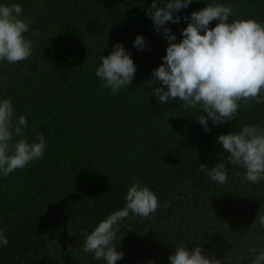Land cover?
I'll list each match as a JSON object with an SVG mask.
<instances>
[{
    "label": "trees",
    "instance_id": "obj_1",
    "mask_svg": "<svg viewBox=\"0 0 264 264\" xmlns=\"http://www.w3.org/2000/svg\"><path fill=\"white\" fill-rule=\"evenodd\" d=\"M24 28L0 42V264H59L51 236L176 231L221 173L264 171V0H43Z\"/></svg>",
    "mask_w": 264,
    "mask_h": 264
},
{
    "label": "rangeland",
    "instance_id": "obj_2",
    "mask_svg": "<svg viewBox=\"0 0 264 264\" xmlns=\"http://www.w3.org/2000/svg\"><path fill=\"white\" fill-rule=\"evenodd\" d=\"M42 1L31 0L30 7L12 16L0 14V42L12 44V36L17 34L23 43L25 38L19 33L23 34L29 22V10L39 9ZM26 46L19 44L17 54L13 50L15 59L25 61ZM219 174L210 172L209 177L218 180ZM221 174L222 179L182 210L176 231L182 229L184 237L167 222L154 220L143 230L78 237L68 244L51 236L46 256L59 264H237L227 259L228 254L251 264L258 258L256 254L264 253V171L248 179L236 175L226 180L229 176ZM204 251L205 255L197 254ZM215 251L216 256H207Z\"/></svg>",
    "mask_w": 264,
    "mask_h": 264
}]
</instances>
